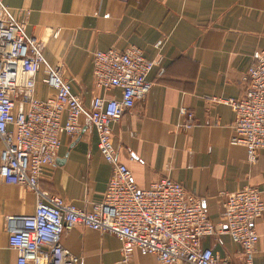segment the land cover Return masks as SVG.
I'll return each instance as SVG.
<instances>
[{"label":"crops","instance_id":"0c3cea01","mask_svg":"<svg viewBox=\"0 0 264 264\" xmlns=\"http://www.w3.org/2000/svg\"><path fill=\"white\" fill-rule=\"evenodd\" d=\"M3 5L14 19L28 10L25 34L43 40L37 98L53 93L42 81L45 65H61L72 92L89 108L94 95H120L118 89L105 93L93 87L94 50L136 45L154 60L150 90L112 124L111 133L118 160L140 189L162 177L174 179L202 200L213 223L221 222L228 192L255 185L264 199V150L248 163L245 148L229 143L233 110L213 101L242 95L251 55L264 48V0H3ZM180 107L194 117L189 128L178 126ZM79 122L77 136H61L39 187L90 208L111 169L94 128L84 116ZM35 202L32 190L6 184L0 176V264H15L17 258L7 247L6 216L30 214ZM253 227L258 240L252 264H264V211ZM202 244L220 261L243 264L239 246L227 234L206 237ZM62 245L79 264H161L137 248L124 258L114 235L82 226L65 232Z\"/></svg>","mask_w":264,"mask_h":264},{"label":"built area","instance_id":"2783aa9c","mask_svg":"<svg viewBox=\"0 0 264 264\" xmlns=\"http://www.w3.org/2000/svg\"><path fill=\"white\" fill-rule=\"evenodd\" d=\"M28 14L24 10L14 19L0 0V176L36 197L32 213L5 219L7 247L17 253L15 264H79L78 256L62 245L63 234L76 226L114 235L124 258L137 248L161 264H228L202 244L206 237L227 234L239 246L243 264H252L258 240L253 223L264 211L259 187L244 185L226 193L221 222L213 223L202 200L178 181L162 177L140 189L117 158L112 124L150 90L154 60L136 45L94 50L93 87L105 93L118 89L120 95H94L89 108L72 92L61 65H45L42 81L53 93L37 98L43 40L25 34ZM244 80L241 96L213 101L233 110L229 143L243 146L251 164L264 150V48L252 53ZM179 114V127L194 124L188 109L180 107ZM80 116L94 128L98 150L111 169L102 196L90 208L39 187L44 170L54 164L61 136L80 133Z\"/></svg>","mask_w":264,"mask_h":264}]
</instances>
